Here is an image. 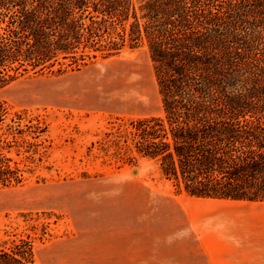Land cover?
<instances>
[{"label": "rangeland", "instance_id": "374dc122", "mask_svg": "<svg viewBox=\"0 0 264 264\" xmlns=\"http://www.w3.org/2000/svg\"><path fill=\"white\" fill-rule=\"evenodd\" d=\"M69 62L0 88L4 129L24 130L5 152L25 175L0 187V249L29 239L35 264H264V201L180 191L119 147L131 120L163 112L147 47Z\"/></svg>", "mask_w": 264, "mask_h": 264}, {"label": "trees", "instance_id": "16d2710c", "mask_svg": "<svg viewBox=\"0 0 264 264\" xmlns=\"http://www.w3.org/2000/svg\"><path fill=\"white\" fill-rule=\"evenodd\" d=\"M143 45L163 112L119 131L126 158L155 160L197 197L264 201V0H0V88ZM7 113L0 101V187L25 179L5 152L17 139L3 135L24 133L5 131ZM0 264H35L31 241L13 239Z\"/></svg>", "mask_w": 264, "mask_h": 264}, {"label": "crops", "instance_id": "0c3cea01", "mask_svg": "<svg viewBox=\"0 0 264 264\" xmlns=\"http://www.w3.org/2000/svg\"><path fill=\"white\" fill-rule=\"evenodd\" d=\"M214 264V261H213ZM215 264H250L249 261H234V260H226V261H216Z\"/></svg>", "mask_w": 264, "mask_h": 264}]
</instances>
